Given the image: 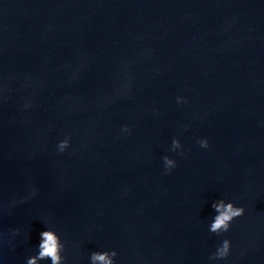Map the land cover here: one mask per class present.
Wrapping results in <instances>:
<instances>
[{
  "label": "water",
  "instance_id": "95a60500",
  "mask_svg": "<svg viewBox=\"0 0 264 264\" xmlns=\"http://www.w3.org/2000/svg\"><path fill=\"white\" fill-rule=\"evenodd\" d=\"M49 228L65 264H264V0H0V264Z\"/></svg>",
  "mask_w": 264,
  "mask_h": 264
},
{
  "label": "clouds",
  "instance_id": "9594fccd",
  "mask_svg": "<svg viewBox=\"0 0 264 264\" xmlns=\"http://www.w3.org/2000/svg\"><path fill=\"white\" fill-rule=\"evenodd\" d=\"M178 102H183V98H178ZM128 132L127 126L123 129ZM198 143L207 148L209 141L203 139ZM70 146V138L61 141L58 145L59 150L63 152ZM183 145L179 139H174L172 142V150H181L180 154L183 155ZM164 164L167 170H171L176 167V161L168 156L163 157ZM212 207L216 213L213 221L210 224L209 230L212 233L221 235L228 232L231 229L232 222L245 214V208L237 206L234 202H228L225 199H219L213 202ZM231 241L224 239L221 246L210 257L212 260L225 259L231 252ZM66 248V243L62 242L60 235L52 228L47 229L41 233V242L38 246V254L30 257L27 260V264H40L42 260H50L51 264H65L66 256L63 254ZM118 253L115 250L112 251H96L90 256L91 264H116L115 257Z\"/></svg>",
  "mask_w": 264,
  "mask_h": 264
}]
</instances>
